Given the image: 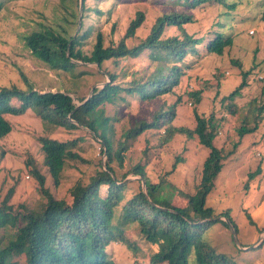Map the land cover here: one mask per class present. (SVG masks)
Masks as SVG:
<instances>
[{
    "label": "trees",
    "instance_id": "1",
    "mask_svg": "<svg viewBox=\"0 0 264 264\" xmlns=\"http://www.w3.org/2000/svg\"><path fill=\"white\" fill-rule=\"evenodd\" d=\"M240 1L156 0L153 1L154 6L164 7V13L155 20L145 38L136 39L137 32L146 20L145 14L138 12L130 22L125 36L115 44L105 46L101 32L93 34L90 30L94 26L83 24L84 18L88 16V0H83L84 16L76 36L34 31L25 37L32 56L56 75L68 74L70 71L74 73L79 66L75 63L77 61L83 65L95 64L103 76L100 70H105V63L118 65L125 60L136 61L144 54H149L151 68L149 75L134 78L127 86L117 85V75L108 73L110 82L95 88L89 100L86 97L80 98V106L66 92L35 91L23 74L25 88L11 86L0 89V144L13 131L8 115L23 116L31 110L47 128L63 129L66 132L87 130L102 145V153L107 160L104 168H99L87 184L77 182L68 191L69 195L59 199L53 194L52 186L47 185L48 177L52 179L54 187H59L64 182L68 160L86 163L74 151L78 143H84L86 139L78 137L62 141L43 138L40 148L42 161L30 157L26 168L39 184L46 201L34 208L23 204L22 209H14L11 199L15 186L0 201V264H117L107 258V249L112 242L129 244L131 241L125 235V229L132 226H135L134 232L142 240L157 247L150 264H230L224 255L212 251L206 240L208 229L216 222H221L230 231L231 226L235 233L238 231L229 211L217 214L211 207H207L208 196L215 188L224 161L227 160V154L214 143L218 137V128H222L227 121L225 117L217 119L213 112L209 116L199 114L197 109H194V130L174 127L173 120L183 97L191 100L194 108L204 97V90L199 87L196 90H184L183 95L179 96L176 91L185 74L182 67L184 59L187 55L196 54L207 36L196 38L199 31L194 28L201 26L194 24L192 11L205 4H215L226 9L225 12L218 11L217 18L231 22ZM260 20L264 22V12ZM189 26H192L191 29ZM217 27L226 28L220 21L212 23L211 28L215 30L211 33L214 38L206 45V51L223 57L233 47L234 38L225 37L224 33L216 30ZM93 40L95 43L91 47ZM236 63L241 65L238 61ZM240 67L241 83L220 100L221 110L228 116L233 118L239 114L237 99L245 97V89L262 85L260 96L246 104L249 106L244 110L241 126L237 129L241 139L256 133L264 121V73L260 75L261 78L255 79L259 73L254 72V68L244 70L243 66ZM216 77L222 80L224 73L220 72ZM172 97L177 98L176 103L167 105V100ZM139 104L154 105L155 109L148 119L140 120L125 129L121 123L123 115L133 113ZM117 125L122 133L116 142L114 134ZM152 130L156 131L157 136L155 148L162 149L171 145L178 137L208 150L207 159L198 169L199 179L195 182L194 192L179 190L167 181L179 164H187L186 158L182 159L177 155L178 152L172 151V169L164 176L159 174V181L154 180L155 173L146 172L152 148L148 140L144 148L147 159L145 156L139 163L124 169L125 153L130 144ZM193 155L198 158L199 150L193 151ZM197 158L191 170H197V164H200ZM115 161L118 165H113ZM157 172L161 173V168ZM260 172L258 168L255 176ZM131 175L138 178L134 183L130 182L133 186L138 185V189L127 200L125 192L129 183L126 180ZM181 200L187 204L178 207L176 202ZM250 224L253 225V222ZM4 232L7 235L1 238ZM5 239L7 242H4Z\"/></svg>",
    "mask_w": 264,
    "mask_h": 264
},
{
    "label": "rangeland",
    "instance_id": "2",
    "mask_svg": "<svg viewBox=\"0 0 264 264\" xmlns=\"http://www.w3.org/2000/svg\"><path fill=\"white\" fill-rule=\"evenodd\" d=\"M153 1L156 0H88L86 5L88 16L84 18L83 24L94 26L90 30L91 33L101 32L105 40L104 45L109 46L125 36L130 22L135 19L138 12H143L146 20L136 34V39H143L150 33L155 20L164 13V7L154 6ZM80 3L81 0H2L0 89L11 86L25 88L23 74L32 83L35 91L66 92L75 99L76 104H80L79 99L85 97L88 99L93 87H101L110 82L108 73L117 75L116 84L121 86H127L134 78L140 79L149 75L151 68L149 54H144L136 61H122L118 65L105 63V70H100L103 76L92 63L78 64L75 75L71 71L68 74L56 75L43 62L32 56L25 41V37L31 32L50 31L65 34L64 36H76L80 32L78 28ZM218 11L225 12L226 9L215 4H205L192 11L194 24L201 26L194 28L199 31L196 38H200L201 35L207 36L198 47L197 53L187 55L184 59L182 67L185 74L181 77V84L176 91L179 96L183 95L184 90H196L199 87L204 90V97L196 108L191 104V100H185L183 97L182 103L177 107L173 125L177 128L194 130L196 127L194 109H197L199 114L204 113L205 116L213 112L217 119L225 117L227 123L224 122L222 128H218V137L214 143L227 154V160L224 161V168L216 181L215 188L208 196L207 207H211L217 214L230 212L234 224L238 227L236 233L238 243L232 228L230 231L221 222H216L208 229L206 240L211 250L224 255L230 264H264V121L254 134L246 135L241 139L237 134L244 110L249 106L246 104L252 98L260 96L262 85L243 91L245 97L237 99L240 112L233 118L221 110L220 104V100L233 92L241 83L240 66H243L244 70L254 68V72L259 73L254 77L255 79L264 73V22L260 20L264 12V0H241L232 14L231 22L224 21V18L218 19ZM214 21H220L226 27H217L218 32L224 33L225 37L234 38L233 47L227 50L223 57L206 51V45L214 38V34L211 33L215 30L211 28ZM191 27L189 26L190 29ZM94 43L95 40L90 46L92 47ZM237 61L241 63L240 66ZM220 72L224 73L222 80L216 77ZM176 101L177 98L172 97L167 100V105H174ZM154 107V105L139 104L136 110L133 109V113L123 115L121 123L125 129H128L136 122L148 119ZM7 119L13 131L0 144V201L7 196L12 186H15L11 199L14 209H22L23 204L34 208L46 201L39 184L26 168L30 157L38 162L42 161L40 148L43 138L62 141L78 139V137L86 139L84 143H78V147L74 149L86 163L68 160L65 165L64 182L59 187H54L52 179L48 177L47 185L52 186L53 194L59 199L69 195L68 191L77 182L87 184L90 177L99 168H104L107 162L106 156L102 153V145L87 130L66 132L63 129L47 128V125L44 126L31 110L23 116L8 115ZM115 131L114 139L117 142L122 133L118 125ZM155 133L156 131L153 130L148 131L130 144L129 150L125 153L124 169H129L146 156L144 148L148 140L152 148L146 172L155 173L154 180L159 181V174L164 176L172 169V151L178 152L177 155L182 159L186 158L187 164H179L175 172L168 176L167 181L179 190L194 192L195 182L199 179L198 169L207 159L208 150L196 143L189 144L186 139L178 137L171 145L162 149L155 148L157 141ZM198 150L200 155L197 158L193 155V151ZM196 158L200 164H197V170L194 171L191 169L195 167L193 162ZM113 165L118 164L115 161ZM154 165L158 166L154 167ZM158 168H161V173L157 172ZM258 168L261 172L255 176ZM129 179L137 180L132 175ZM135 180L128 181V190L125 192L127 200L137 192L138 185H131ZM176 203L178 207L187 204L182 200ZM247 213L250 214L249 217ZM118 214L119 210L116 215ZM252 222L253 225L250 224ZM134 231L135 226L125 229V235L131 242L129 244L121 241L112 242L107 249V258L117 264H150L151 256L157 251V247L142 240ZM6 235L5 232L1 233V238ZM4 242H7V239Z\"/></svg>",
    "mask_w": 264,
    "mask_h": 264
},
{
    "label": "water",
    "instance_id": "3",
    "mask_svg": "<svg viewBox=\"0 0 264 264\" xmlns=\"http://www.w3.org/2000/svg\"><path fill=\"white\" fill-rule=\"evenodd\" d=\"M82 13H83V0H81V3H80V17H79V25H78V28L81 27V23H82ZM75 63H77V64H83V63H81V62H77V61H75ZM95 88H97V87H95ZM95 88H93V89L91 90V92H90L91 94H90V96L88 97L87 100H89V99L91 98V96H92V94H93ZM127 181H131V179H127ZM143 185L145 186L144 183H143ZM228 223L230 224L229 221H228ZM231 228H232V231H233V234H234L235 240H236V242L238 243V240H237V236H236L235 230H234V228H233L232 226H231Z\"/></svg>",
    "mask_w": 264,
    "mask_h": 264
},
{
    "label": "clouds",
    "instance_id": "4",
    "mask_svg": "<svg viewBox=\"0 0 264 264\" xmlns=\"http://www.w3.org/2000/svg\"><path fill=\"white\" fill-rule=\"evenodd\" d=\"M106 85V84H105ZM102 87V86H101ZM87 101V100H86ZM82 103H80V104H77L78 106H80ZM29 179H30V177H29ZM129 179V178H128ZM136 179H138L137 177H136ZM132 180H135V179H131V181ZM127 181V180H126ZM128 182V181H127ZM145 184V183H144ZM145 186L143 185V188H144ZM145 189V188H144Z\"/></svg>",
    "mask_w": 264,
    "mask_h": 264
}]
</instances>
